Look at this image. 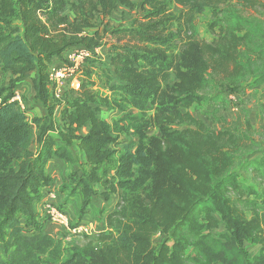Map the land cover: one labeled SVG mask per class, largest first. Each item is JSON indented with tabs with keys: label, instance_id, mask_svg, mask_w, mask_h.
Returning a JSON list of instances; mask_svg holds the SVG:
<instances>
[{
	"label": "trees",
	"instance_id": "obj_1",
	"mask_svg": "<svg viewBox=\"0 0 264 264\" xmlns=\"http://www.w3.org/2000/svg\"><path fill=\"white\" fill-rule=\"evenodd\" d=\"M175 1L186 7L183 22L188 32L195 14L214 7L217 38H189L164 64L154 57L159 53L137 45L151 35L147 25L143 27L141 19H136L139 25L110 31L117 41L110 60L118 78L115 88L123 91L126 102L138 111H144L148 99L157 94L158 80L174 69L179 82L167 108L169 119L193 123L197 128L171 130L163 126L159 140L140 145L134 152L125 146L115 179H109L107 167L101 172L99 168L113 155L108 144L115 143L116 136L109 124L97 117V107L90 105L96 99L94 93L82 83L79 95L66 102L62 117L69 124L60 130L54 120L57 102L48 88V63L52 58L61 59L71 47L103 43L106 32L85 30L93 27L94 7L100 5L108 14L119 3H133L78 0L73 5L76 16L69 21L64 13L66 0H0V68L14 75L8 85L0 87V264H264V231L258 232L237 209L259 213V195L253 184L239 179L235 169L241 159L240 169L250 171L254 183L264 184V151L256 158L244 157L258 144L247 132L211 130L187 110L193 104L211 106L206 114L223 121L215 114L229 105L226 89L235 90L251 81L263 87L255 132L264 139V0ZM147 2L141 1L142 9ZM6 13L17 14L21 25L4 28L1 24ZM139 59L147 70L138 68ZM89 72L87 68L85 75ZM27 75L32 76L36 99L46 108L44 116L30 120L10 100L15 82ZM122 118L130 119L126 113ZM85 123L90 125L88 132L77 134ZM244 125L253 131L247 116ZM73 142L90 164L77 182L80 213L90 203L93 184L104 186L106 198L108 192L122 191L114 208L103 215L106 230L62 252L61 239L42 233L34 202L50 182L48 161L56 156L73 162ZM33 144L37 145L34 149ZM219 220L226 232L216 236L212 229ZM160 228L170 233V243L164 241L156 248L152 236ZM243 239L259 245L258 252L248 257L241 246Z\"/></svg>",
	"mask_w": 264,
	"mask_h": 264
},
{
	"label": "rangeland",
	"instance_id": "obj_2",
	"mask_svg": "<svg viewBox=\"0 0 264 264\" xmlns=\"http://www.w3.org/2000/svg\"><path fill=\"white\" fill-rule=\"evenodd\" d=\"M142 1V0H141ZM149 5L142 9L140 3V9H132V6L125 3H119L130 7L129 10L119 11L116 7L112 12L105 14L100 5L93 8L92 23L93 27L85 29L87 32L92 33L95 29H99L104 34L103 43L98 46V54L94 55L90 60H87L77 71L76 76L81 83H87V86L96 98L100 99V103L105 106V111L111 110L115 106H118L122 111L128 110L131 105L127 101L125 93L117 88L118 78L115 73L113 64L111 63V54L114 51V45L117 43L113 36H110V31L116 28L129 27L132 24L139 25L136 19H141L143 27L147 25L151 39L138 42L137 45L147 47L152 51L159 53V56H154L155 59H160L161 63H167L169 59H172L179 51L182 43L187 39L207 40L211 41L217 38L219 35V28L217 25H213L214 21V7L207 6L205 9L193 16L192 30L188 32L184 29V16L183 11L186 7L177 3L175 0H146ZM78 0H66L65 15L69 21H72L76 16V11L73 5ZM117 4V6L119 5ZM248 12H253L250 10ZM247 12V13H248ZM84 13H87V7L84 9ZM145 13V16H143ZM4 28L12 27L15 25H21V21L17 14L6 13L2 20ZM181 40V41H180ZM180 41V42H179ZM134 42L128 44L132 46ZM136 43V42H135ZM119 44V43H118ZM150 57V59H154ZM139 69L148 68L143 66L144 62L139 59L136 62ZM178 65V64H177ZM89 68V74L85 77L81 76L83 73L81 70H87ZM82 73V74H81ZM30 75H27V77ZM5 78L7 77L6 71L0 68V87L5 86ZM10 80H8L7 85ZM179 82L174 69L168 71L166 78H160L158 80L159 88L157 94L148 99V103L144 111L130 110L126 112L130 119H123L122 116H118L117 120L110 128L118 133L116 135V142L108 144L109 149L113 152L111 158L105 161L99 172L103 167H107V175L109 179H115V169L118 163L121 161V154L125 150V146L128 147L130 152H134L140 145L150 144L151 141L159 140L162 137V127L167 126L171 130H183L186 128L196 129L197 126L193 123H186L185 121L175 122L170 121L168 109L170 101L174 99V86ZM263 90L261 85L253 84L251 81L242 83L237 89H226V95L229 99V105L225 108H221L215 114L217 117L222 116L223 121H216L213 117L208 116L206 111L210 110L211 106H205L202 104H193L187 110L193 118L202 122L206 127L211 130L217 131L223 128H231L233 132H241L252 137L258 144L252 145L251 150L246 153V158H256L264 151V139L260 138L258 133L255 132L259 129L257 122V110L258 101L260 100V94ZM64 97L67 101V97L72 95L69 90L64 91ZM70 93V94H69ZM73 97V95L71 96ZM70 100V99H68ZM126 104L127 108L121 106ZM132 107V106H131ZM133 108V107H132ZM134 109V108H133ZM185 111V109H182ZM247 111L244 114V111ZM245 116L250 120V124L253 127V131L246 130L244 125ZM37 145L33 144L32 149ZM149 148L151 149L150 145ZM241 159H237L235 169L239 171V179L247 184H253L257 189V207L258 212L255 213L250 209L237 208V204L234 203L241 216L249 221L253 226L258 229V232L264 231V218L261 214H264V184L254 183L252 179V173L250 171H244L240 169ZM77 178V177H76ZM101 185V184H100ZM104 187V186H103ZM122 189L118 188L115 192L116 201L119 199ZM252 199V197H250ZM115 204H113V207ZM103 218V217H102ZM212 232L216 236L222 235L226 232L224 223L219 220L217 226L212 229ZM97 233L91 238L89 236L73 237L67 233H62V238L59 242L62 252L69 250L72 245L81 246L91 239H95ZM169 232H164L163 229H159L152 236V243L159 248L164 242L169 241ZM99 245V242H95ZM242 248L246 251L248 257L256 254L259 250V245L243 239L241 241Z\"/></svg>",
	"mask_w": 264,
	"mask_h": 264
},
{
	"label": "crops",
	"instance_id": "obj_3",
	"mask_svg": "<svg viewBox=\"0 0 264 264\" xmlns=\"http://www.w3.org/2000/svg\"><path fill=\"white\" fill-rule=\"evenodd\" d=\"M129 1L134 5L132 9L141 10V0ZM116 9L119 11H125L126 9L129 10L130 7L119 4L118 6H116ZM66 51H64V53ZM62 65L63 63L60 59L52 58L48 63V69L52 67L58 70ZM81 72L83 73H81V76L85 77L84 70H81ZM6 74L9 79L5 78V85L7 84L8 80L14 78V75H12L10 72L6 71ZM48 74L50 78L52 74L51 70L48 71ZM48 88L49 93L57 102V105L54 109V120L58 128L62 130L69 124V120L67 118L62 117V111L63 109H65L67 102L64 97V91L69 90V92L73 93V97L79 95V92L82 89V83L78 80L75 74L65 77L61 83H56L55 81L49 79ZM86 88L89 87L86 85ZM13 91L20 93L25 99V114L29 120L33 117H42L46 114V108L35 97V89L33 86L31 75L25 77L24 79L16 81ZM72 95L68 96L67 98L71 99ZM90 105L93 107H97V117L109 124L110 126L114 123V120H117L118 116L120 117L126 112H129L130 110H135L130 106L128 110L122 111L121 109L123 108L115 106L114 108H111V110L105 111V106L100 103L99 98H96L95 101L90 103ZM121 106L127 108L126 104H121ZM69 112L70 109L68 110V113ZM89 128V123H85L84 125L78 128L77 134L85 135L88 132ZM111 133L113 134V136H116L118 134L115 133L112 129ZM52 134L56 137L58 143H60L61 141L56 136V134ZM70 150L73 154V162H67L66 160L56 156L52 157L48 161L46 165V173L50 176V182L48 185L41 188L40 197L34 202L36 220L39 221L42 225V233L48 234L58 239H61L62 233L65 234V232H63L61 226L52 221L47 220L44 217L43 209L46 203H55L66 212L67 216L72 222L85 224L89 228H91L94 233H98L100 231L106 230V225L102 217L105 212L110 211L114 208L113 204H115L116 202V194L108 192V197L106 198L102 194L105 191V188L99 183H96L92 186L93 193L90 195L89 205L82 211V213H80L81 194L80 186L77 185V182L83 172H87L90 169V164L87 162V158L84 151L79 148L76 142L72 143V145L70 146ZM102 210H104V213H101ZM91 236L89 237L91 238Z\"/></svg>",
	"mask_w": 264,
	"mask_h": 264
},
{
	"label": "built area",
	"instance_id": "obj_4",
	"mask_svg": "<svg viewBox=\"0 0 264 264\" xmlns=\"http://www.w3.org/2000/svg\"><path fill=\"white\" fill-rule=\"evenodd\" d=\"M96 54H98V47L78 45L69 48L60 59L63 63L60 69L56 70L52 67L48 69V71L51 70L52 73L49 79L56 83H61L65 77L75 75L76 71ZM10 100L16 102L22 111L26 110V103L20 93L14 92ZM43 214L47 220L61 226L63 232L68 235L91 236L95 234L87 225L72 222L66 212L53 202H48L44 205Z\"/></svg>",
	"mask_w": 264,
	"mask_h": 264
}]
</instances>
